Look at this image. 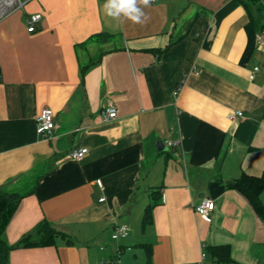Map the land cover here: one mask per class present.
Wrapping results in <instances>:
<instances>
[{
	"label": "crops",
	"instance_id": "1",
	"mask_svg": "<svg viewBox=\"0 0 264 264\" xmlns=\"http://www.w3.org/2000/svg\"><path fill=\"white\" fill-rule=\"evenodd\" d=\"M104 2L27 0L0 20V190L23 196L4 239L42 222L57 232L9 249L6 264H195L225 244L230 263L264 264V218L226 187L264 174V19L241 0H159L134 22ZM108 104L117 116L103 120ZM203 197L209 219L195 211ZM117 223L129 234L114 241Z\"/></svg>",
	"mask_w": 264,
	"mask_h": 264
},
{
	"label": "trees",
	"instance_id": "2",
	"mask_svg": "<svg viewBox=\"0 0 264 264\" xmlns=\"http://www.w3.org/2000/svg\"><path fill=\"white\" fill-rule=\"evenodd\" d=\"M241 2L246 7L256 4L255 0H241ZM256 10L259 16L264 19V9L256 5ZM261 18L257 20L253 18L254 25L258 26ZM263 27L264 24H260V28ZM226 187L236 189L244 195L254 212L259 217L264 218V205L260 200V193L264 189V174L262 176L242 174L240 177L228 181ZM22 197V195L17 193L0 190V264H6L9 249L19 246L49 245L53 242V238L57 233L47 222H42L34 235H26L13 245L5 241L4 232ZM155 205L156 201L146 206L142 218L143 227L151 222V211ZM208 252L210 253L212 262L216 264L230 263V247L228 245L209 246Z\"/></svg>",
	"mask_w": 264,
	"mask_h": 264
},
{
	"label": "built area",
	"instance_id": "3",
	"mask_svg": "<svg viewBox=\"0 0 264 264\" xmlns=\"http://www.w3.org/2000/svg\"><path fill=\"white\" fill-rule=\"evenodd\" d=\"M27 0H0V20H3L10 16L15 11L21 9ZM159 0H150V3H155ZM256 5L262 7L264 9V0H255ZM41 19L40 14H32L27 18V30L34 31L35 24ZM259 69L258 66L253 68L251 74H249V78L252 79L254 72ZM2 80V72L0 67V81ZM101 116L103 120L114 119L117 116V108L108 104L101 111ZM242 116L241 111H233L228 114L229 120H235L238 117ZM36 127L37 132L44 137H48L54 128L53 114L52 111L44 107L40 110V112L36 116ZM168 145H172V142L167 141ZM88 152L87 147H81L79 149H72L67 153V157L73 160L82 159L85 154ZM104 198H100V201H103ZM214 210V201L209 197H203L200 202L195 206V211L200 214L203 218L209 219L212 211ZM129 234V228L124 223H117L114 226L113 233L111 235L113 240L125 239ZM121 254V248L117 247L115 250V259H117ZM195 264H216L212 261L206 260L205 252L200 254L199 260ZM233 264V263H226Z\"/></svg>",
	"mask_w": 264,
	"mask_h": 264
},
{
	"label": "clouds",
	"instance_id": "4",
	"mask_svg": "<svg viewBox=\"0 0 264 264\" xmlns=\"http://www.w3.org/2000/svg\"><path fill=\"white\" fill-rule=\"evenodd\" d=\"M140 3L146 6L150 0H105L103 8L108 16L115 18L124 16L134 22H140L144 16Z\"/></svg>",
	"mask_w": 264,
	"mask_h": 264
},
{
	"label": "rangeland",
	"instance_id": "5",
	"mask_svg": "<svg viewBox=\"0 0 264 264\" xmlns=\"http://www.w3.org/2000/svg\"><path fill=\"white\" fill-rule=\"evenodd\" d=\"M173 1L179 2L180 6H188L189 8L195 7L197 5V0H173ZM251 7H252V10H254L255 12L257 11L256 4H253Z\"/></svg>",
	"mask_w": 264,
	"mask_h": 264
}]
</instances>
